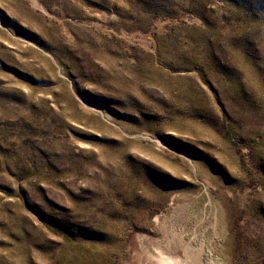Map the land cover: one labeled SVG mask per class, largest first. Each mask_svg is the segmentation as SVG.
Wrapping results in <instances>:
<instances>
[{"label": "rangeland", "instance_id": "rangeland-1", "mask_svg": "<svg viewBox=\"0 0 264 264\" xmlns=\"http://www.w3.org/2000/svg\"><path fill=\"white\" fill-rule=\"evenodd\" d=\"M160 257L264 264V0H0V264Z\"/></svg>", "mask_w": 264, "mask_h": 264}, {"label": "bare ground", "instance_id": "bare-ground-1", "mask_svg": "<svg viewBox=\"0 0 264 264\" xmlns=\"http://www.w3.org/2000/svg\"><path fill=\"white\" fill-rule=\"evenodd\" d=\"M163 256V255H162ZM155 264H170L169 259H165L163 257H160V260L154 262ZM174 264V263H173Z\"/></svg>", "mask_w": 264, "mask_h": 264}]
</instances>
